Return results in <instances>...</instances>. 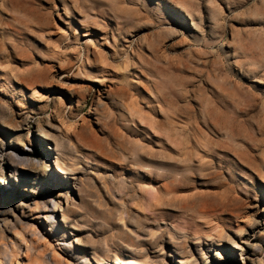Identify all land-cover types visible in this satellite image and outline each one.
<instances>
[{
    "label": "rangeland",
    "instance_id": "374dc122",
    "mask_svg": "<svg viewBox=\"0 0 264 264\" xmlns=\"http://www.w3.org/2000/svg\"><path fill=\"white\" fill-rule=\"evenodd\" d=\"M0 186V264H264V0H0Z\"/></svg>",
    "mask_w": 264,
    "mask_h": 264
},
{
    "label": "bare ground",
    "instance_id": "6f19581e",
    "mask_svg": "<svg viewBox=\"0 0 264 264\" xmlns=\"http://www.w3.org/2000/svg\"><path fill=\"white\" fill-rule=\"evenodd\" d=\"M230 80V79H229ZM227 81V80H226ZM226 81H225V83H226ZM228 113V112H227ZM227 116H229V115H227ZM227 119V118H226ZM230 119V118H229ZM204 121V120H203ZM228 122V121H227ZM212 123V122H211ZM215 123V122H214ZM212 125V124H211ZM217 125V124H216ZM216 125H214V126H216ZM219 125V124H218ZM218 129H220L219 128V126L217 127ZM228 133V132H227ZM229 134V133H228ZM228 137V136H227ZM232 138V137H231ZM227 140V139H226ZM219 141V140H218ZM230 141H232V139H230ZM219 142H221V140L219 141ZM226 143V142H225ZM228 143V142H227ZM216 144V143H215ZM221 144V143H220ZM228 146V145H227ZM231 146V145H230ZM222 147H225V146H222ZM225 149V148H224ZM230 151V150H229ZM233 152V151H232ZM174 160H179V161H181L182 162V159H176V158H174ZM188 160V159H187ZM48 161H49V158L48 157H46V159L44 160V162H43V168H44V171H46L47 170V166H48ZM56 162H55V164H56V169H58V171H60V166L58 165V162H57V160H55ZM184 161V160H183ZM186 163V162H185ZM184 163V164H185ZM148 165H151L152 167L149 169V173L150 174H153V169H157V168H159V166H156V164L154 163H152V164H148ZM211 173V172H210ZM204 175V174H203ZM209 175V174H208ZM159 176H162V175H160L159 174ZM205 176V175H204ZM52 177H54V176H52ZM208 177V176H207ZM209 177H211V176H209ZM144 179H146V180H148V181H150V182H156V183H159L160 182V180L159 179H157V178H154V177H151V176H144ZM209 183V182H208ZM204 184V185H208V186H211V185H213V184ZM212 183V182H211ZM186 184V182H185V180H184V177L183 176H180L179 178H177V177H175V178H171V179H169V180H166V181H164V182H161V183H159L158 185V187L156 188V189H150L149 191H148V194L156 201L158 198H160V196H161V192H165V193H175L176 191H179V190H181L183 187H184V185ZM225 191H227V190H225ZM225 193V192H224ZM178 194V193H177ZM0 195L1 196H8V197H11L12 196V192L11 191H9L8 189H6L4 186H0ZM164 195H166V194H164ZM168 195H170V194H168ZM222 195V194H221ZM230 195V194H229ZM171 196V195H170ZM206 196V195H205ZM208 196V195H207ZM206 196V197H207ZM218 196H219V194H218ZM217 196V197H218ZM220 197V196H219ZM218 197V198H219ZM211 199H212V197H211ZM210 199V200H211ZM205 200H207V199H205ZM234 199L231 197H228V195L226 194H224L223 196H221V202H220V205L219 206H221V207H223L224 208V211L226 210V208H230V207H232V206H234L235 205V203H234V201H233ZM183 202V201H182ZM185 202V201H184ZM188 202V201H187ZM196 202V201H195ZM207 202V201H206ZM218 202H219V199H218ZM218 202H217V204H218ZM192 203V202H191ZM186 204V203H185ZM192 204H194V203H192ZM196 204V203H195ZM190 206V205H189ZM192 206V205H191ZM208 206H212V207H208ZM193 207V206H192ZM196 207H197V205H196ZM218 208V206H214V205H212V204H208V203H201L200 205H199V208L197 209V211H199L200 213H202V216L204 215H211V216H213V215H216L217 214V208ZM182 208V207H181ZM190 208V207H189ZM188 208V209H189ZM194 208V207H193ZM190 210V209H189ZM191 211H192V209H191ZM194 211V210H193ZM183 213V212H182ZM188 213H190L189 211H188ZM54 214V213H53ZM185 214V213H184ZM192 215H193V213H192ZM56 217V216H55ZM35 234V233H34ZM155 240V239H154ZM153 244V243H152ZM157 244V243H156ZM109 252V251H108ZM107 253V252H106ZM109 254V253H108ZM115 255H117V254H115ZM84 256V255H83ZM17 257V256H16ZM100 257V256H99ZM125 257V256H124ZM96 258V257H95ZM161 258V257H160ZM97 259V258H96ZM101 259V258H100ZM15 260V259H14ZM33 260V259H32ZM31 260V261H32ZM84 264H90L89 263V259L85 256L84 257ZM98 260V259H97ZM106 260V259H105ZM120 260V263L121 264H123V259H119ZM128 261V260H127ZM130 261V260H129ZM133 261H134V259H133ZM132 261V262H133ZM35 262H36V260H35ZM131 262V261H130ZM147 262V261H146ZM38 263V262H37ZM119 263V262H118ZM135 263V262H134ZM42 264H46L45 262H43ZM117 264V263H116ZM125 264V263H124ZM156 264V263H155ZM158 264V263H157Z\"/></svg>",
    "mask_w": 264,
    "mask_h": 264
}]
</instances>
